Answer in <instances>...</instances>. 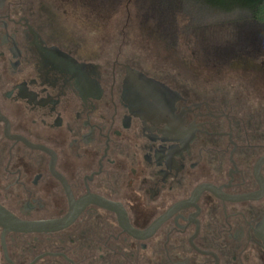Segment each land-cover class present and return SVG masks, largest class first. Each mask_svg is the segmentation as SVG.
<instances>
[{
    "label": "flooded vegetation",
    "instance_id": "flooded-vegetation-1",
    "mask_svg": "<svg viewBox=\"0 0 264 264\" xmlns=\"http://www.w3.org/2000/svg\"><path fill=\"white\" fill-rule=\"evenodd\" d=\"M73 2L0 0V206L61 219L69 192L120 206L138 232L164 220L137 238L91 204L59 232L0 227V264H264L260 86L187 82L203 72L179 54L176 21L126 23L108 42L77 36ZM204 62L264 81V31Z\"/></svg>",
    "mask_w": 264,
    "mask_h": 264
},
{
    "label": "rangeland",
    "instance_id": "rangeland-1",
    "mask_svg": "<svg viewBox=\"0 0 264 264\" xmlns=\"http://www.w3.org/2000/svg\"><path fill=\"white\" fill-rule=\"evenodd\" d=\"M199 2L196 0H96L94 2L74 0L73 7L68 8L72 12L71 21L75 35L89 37L91 40L93 37L101 38L107 42L122 35L118 27L126 23L136 26L143 20H162L167 21L166 25L176 21V25L180 26L179 30L176 28L169 35L179 37L177 44L179 54L184 55L186 67L203 72L199 79L194 75L186 76L187 82L208 83L217 85V88L230 83L233 85L257 83L264 98V81L261 79L247 81L246 76L249 75H245L242 71L232 70L227 65L219 63L216 69L212 65L206 66L204 62L207 53L214 54L225 47L227 42L235 43L248 31L260 27L252 21L246 11L233 10L228 0H199ZM97 5H100V8H97ZM149 25L155 24L151 22ZM130 35L144 36L145 43L136 45L145 47L146 53H153V45L146 44L148 43L146 36H149V32L143 31L140 34L138 28ZM240 99L247 100L245 96H240Z\"/></svg>",
    "mask_w": 264,
    "mask_h": 264
},
{
    "label": "water",
    "instance_id": "water-1",
    "mask_svg": "<svg viewBox=\"0 0 264 264\" xmlns=\"http://www.w3.org/2000/svg\"><path fill=\"white\" fill-rule=\"evenodd\" d=\"M69 213L61 219L44 220V221H23L0 206V227L4 229V234L15 232L22 234H40V233H54L65 230L72 226L80 214L91 204H96L110 211L117 212L121 217L122 227L132 236L137 238H145L151 236L160 226L164 219L157 221L149 230L145 232H138L133 229L127 219L126 214L120 206L109 204L97 197L88 196L79 202H76L71 194Z\"/></svg>",
    "mask_w": 264,
    "mask_h": 264
},
{
    "label": "trees",
    "instance_id": "trees-1",
    "mask_svg": "<svg viewBox=\"0 0 264 264\" xmlns=\"http://www.w3.org/2000/svg\"><path fill=\"white\" fill-rule=\"evenodd\" d=\"M233 10L246 11L252 21L264 31V0H228ZM196 2L200 3L199 0ZM203 3V2H202Z\"/></svg>",
    "mask_w": 264,
    "mask_h": 264
}]
</instances>
